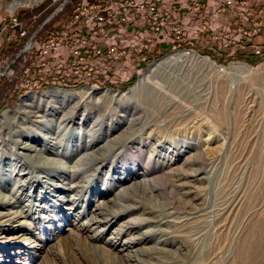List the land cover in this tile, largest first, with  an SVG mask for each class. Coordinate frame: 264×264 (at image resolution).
<instances>
[{"label":"rangeland","instance_id":"rangeland-1","mask_svg":"<svg viewBox=\"0 0 264 264\" xmlns=\"http://www.w3.org/2000/svg\"><path fill=\"white\" fill-rule=\"evenodd\" d=\"M0 1L6 9L8 2ZM27 15L22 9L15 13ZM9 47L0 24V59ZM160 58L150 59L142 76ZM235 63L247 67L242 73L224 68ZM216 64L222 67L170 63L148 81L141 76L139 85L136 79L119 87L135 86L122 91L123 97L101 103L62 102L46 92L22 103L30 94L18 100L1 83L0 118L13 113L0 124V182L5 198L16 200L0 207V264H251L238 255L244 244L264 264V58ZM128 128V137L107 151L106 143ZM104 144L99 159L85 157ZM11 163H17V173L4 180ZM90 164L88 177L79 180L81 191H67L70 176ZM145 171L149 181L171 179L177 196L159 181L149 193L109 205L105 220L96 218L99 225L88 222L97 203L112 202L119 189L133 184L122 174L137 178ZM21 210L28 211L26 218L16 217ZM81 223L86 228L79 242L70 236Z\"/></svg>","mask_w":264,"mask_h":264},{"label":"built area","instance_id":"built-area-1","mask_svg":"<svg viewBox=\"0 0 264 264\" xmlns=\"http://www.w3.org/2000/svg\"><path fill=\"white\" fill-rule=\"evenodd\" d=\"M15 1L16 11L0 13L11 45L0 59V84L18 100L91 87L126 90L119 87L146 72L150 59L177 52L216 63L264 58V0ZM19 9L29 15L17 18Z\"/></svg>","mask_w":264,"mask_h":264},{"label":"bare ground","instance_id":"bare-ground-1","mask_svg":"<svg viewBox=\"0 0 264 264\" xmlns=\"http://www.w3.org/2000/svg\"><path fill=\"white\" fill-rule=\"evenodd\" d=\"M17 7H18V3H17V1H15V0H12V1H8V4H7V6H6V11H11V12H14V11H16V9H17ZM2 9H3V4H2V2L0 1V13L2 12ZM184 61H191L193 64L194 63H198V64H201L203 67H205V68H209V69H212V70H218L217 68H215V67H218V68H220V67H222V66H217V64H216V62H214V60H212L211 58H207L206 56H204L203 54H196V53H192V52H189V53H187V52H177V53H172V54H169V55H166V56H164V57H162V58H160L159 60H157V61H155L150 67H152L151 68V70L146 74V75H144V76H142L144 73H142V74H140V76H139V78L142 76V79L140 80V81H142V82H145V81H148L147 79L148 78H150L151 77V75L152 74H154V72H156L157 70H159L162 66H165V65H168V64H170V63H180V62H184ZM213 61V62H212ZM236 64V63H235ZM149 67V68H150ZM247 66H245V65H242V64H236V65H233V64H230L229 66H227V67H224L225 69H231V70H234L236 73H242V71H244V69L246 68ZM139 78L133 83V84H137V85H139V82L140 81H138L139 80ZM138 81V82H137ZM132 84V85H133ZM135 86H133L132 88H134ZM104 88V89H103ZM131 88V89H132ZM82 89H85V90H80V89H77V90H73V91H68V92H70V93H66L65 91L64 92H61V91H59V92H57V91H49V92H46V93H44V95H46V96H48L49 98H52V99H58V100H61L62 102H68V101H74V100H76V99H84V100H94V101H98L99 100V102H100V100H106V99H115V98H118V97H123L124 96V94L130 89V88H128V89H126V90H120V89H118V88H110V87H108V86H106V87H102V88H100V87H91V88H82ZM130 89V90H131ZM99 90H107V91H109V92H105V91H99ZM129 90V91H130ZM110 91H114V92H110ZM122 91H125V93H123ZM115 92H122V93H115ZM43 93V92H42ZM38 95V93H36V94H30V95H28V97L27 98H24V99H22L21 100V102L23 103V102H25V101H30V102H33L36 98H35V96H37ZM43 95V94H42ZM121 99V98H120ZM110 100H109V102H110ZM108 101V100H107ZM104 102V101H103ZM117 102V101H116ZM22 103H20L19 104V106L20 107H23L24 105H22ZM76 103V102H75ZM89 103V102H88ZM92 103V102H91ZM101 103V102H100ZM106 103V102H105ZM67 104V103H66ZM107 104V103H106ZM112 104V103H111ZM88 105V104H87ZM91 105V104H90ZM78 106V105H77ZM83 106V105H82ZM86 106V105H85ZM106 106V105H105ZM19 107V108H20ZM73 107V106H72ZM54 108V107H53ZM71 108V107H70ZM100 108V107H99ZM104 108V107H103ZM92 109V108H91ZM102 109V108H101ZM65 110V109H64ZM68 110V109H67ZM75 110V109H74ZM84 110V109H83ZM91 111V110H90ZM21 112V111H20ZM103 112V111H102ZM10 113H13V112H10ZM10 113H8V112H6V113H3V115L1 116V118H0V124L3 122V120H4V118L7 116V115H9ZM19 113V112H18ZM100 113V112H99ZM103 115V114H102ZM102 117V116H101ZM97 118V117H96ZM11 119V118H10ZM130 119V118H129ZM132 119V118H131ZM134 119V118H133ZM127 120V119H126ZM66 121H68V120H66ZM71 122V121H70ZM127 122V121H126ZM66 123V122H65ZM137 123V122H136ZM117 124V123H116ZM90 126H92V125H90ZM127 126V125H126ZM129 127V126H128ZM94 128V127H93ZM110 128V127H109ZM95 129V128H94ZM96 129H98V128H96ZM36 130V129H35ZM87 130H92V129H90V128H88ZM108 130V129H107ZM18 131V130H17ZM93 131V130H92ZM130 130H129V128L126 130V131H124V132H122L120 135H118L117 137H115V138H112L108 143H106V145L104 144V146L102 147V149H100V148H98V150L95 152V153H90V154H84L85 155V157L87 158V159H89L90 160V162H94L95 160H97V159H99V157H100V155H101V153L99 154V152H100V150H103V148H105V146L107 147V151H109V150H111L116 144H118V143H120V140H123L124 138L126 139L127 137H128V135L130 134V132H129ZM88 132V131H87ZM90 132V134L92 135V133H91V131H89ZM88 132V133H89ZM94 133V132H93ZM113 133V132H112ZM89 134V136H91ZM55 135V134H54ZM97 135V134H96ZM1 136V135H0ZM88 136V137H89ZM92 136H94V135H92ZM108 137V136H107ZM114 137V136H113ZM92 138V137H91ZM89 139H90V137H89ZM124 139V140H125ZM91 141V140H90ZM19 142V141H18ZM107 142V141H106ZM3 143H6V144H8V142H7V140H4V142ZM91 143V142H90ZM93 143V142H92ZM123 145V144H122ZM6 147V146H5ZM93 149V148H92ZM32 151V150H31ZM86 151H88V150H86ZM104 153V152H103ZM139 153V152H138ZM10 154V153H9ZM96 154H99V157H96ZM34 157V156H33ZM117 157V156H116ZM32 158V157H31ZM38 158V157H37ZM33 159V158H32ZM36 159V158H35ZM150 159V158H149ZM146 162V161H145ZM18 163V162H17ZM17 163H11V166L13 165V170L11 169L10 171H9V173L8 174H6V175H8L7 177H5L4 178V180H12L13 179V175H15L16 173H17ZM147 163V162H146ZM130 164V163H129ZM57 165V164H56ZM147 165V164H146ZM212 165V164H211ZM93 166V164H90L89 165V167L88 168H84V169H82L81 171V173L80 174H72L71 176H70V180H72V183H73V185L72 186H69V187H67V191H73V192H80L81 191V186H82V182L81 181H79L80 179H83V178H85L86 176L88 177V173L90 172V171H92L91 169H89L90 167H92ZM127 166V165H126ZM148 166V165H147ZM152 166V165H151ZM98 167V166H97ZM161 168V167H160ZM15 169H17L16 170V172H15ZM94 169H95V167H94ZM97 169V168H96ZM74 170V169H73ZM75 170H78V168H76ZM147 170V169H146ZM159 171V170H158ZM19 172V171H18ZM23 172V171H22ZM22 172L20 173V176H22ZM76 172V171H75ZM155 172V171H154ZM157 172V171H156ZM162 172V171H161ZM151 173H147L146 171L145 172H142L137 178H134V176H126V175H124V174H122V179H123V181L124 182H127V183H133V184H131L129 187H125V188H123V189H119L116 193V197H115V199L113 198V200H112V202H107V200L105 201V200H103V201H101V202H99V203H97V207L95 208V212H96V214H94L93 216L94 217H92L91 219H90V221L88 220V222H92V221H94V222H92V224H98L99 222H100V220H97L96 218H100L101 220L102 219H104V217H107V215H105V212H108L107 211V207L109 206V205H112V203H114L115 202V204H116V202L117 201H119V199H127L128 197H131V200L133 199V197H135L136 195H137V193H139L140 191H142L141 192V195H143L144 193L146 194V193H149L153 188H154V184H156L157 182H159V181H163V189L164 190H166V189H169V187H170V190H169V192H170V194L171 193H173L174 192V185H173V183L171 182L172 180L171 179H168L165 175V177H156L155 179H153V180H151V181H149V180H146V176H148V175H150ZM161 174V173H160ZM1 175V174H0ZM163 175V174H162ZM154 176V175H153ZM156 176H158V174H156ZM195 176V175H194ZM68 177V176H67ZM86 177V178H87ZM152 177V176H151ZM19 179V178H18ZM141 179V180H140ZM2 180V176H0V181ZM115 180H117V179H115ZM17 181V180H16ZM19 181V180H18ZM2 182H0V207L2 208L3 206L4 207H10L11 206V204H14L15 203V200H16V195H12V197L10 196V198L9 197H6L5 198V196L3 195V192H5L6 191V187L5 186H3V184H1ZM6 183V182H5ZM71 183V184H72ZM23 186V185H22ZM21 186V187H22ZM120 187V186H119ZM118 187V188H119ZM64 188V187H63ZM83 188V187H82ZM152 188V189H151ZM16 189H17V187H16ZM22 189V188H21ZM111 189H112V187H111ZM151 189V190H150ZM178 189V188H177ZM150 190V191H149ZM163 190V191H164ZM14 191H15V189H14ZM149 191V192H148ZM160 191V190H159ZM162 191V190H161ZM16 192V191H15ZM24 192V191H23ZM153 192V191H152ZM151 192V193H152ZM178 192V191H177ZM160 193H162V192H160ZM6 194V193H5ZM64 194V193H63ZM179 194V193H178ZM159 195V194H158ZM161 195V194H160ZM174 195L175 196H177L176 194H175V192H174ZM173 195V196H174ZM150 196V195H149ZM167 196V195H166ZM174 196V197H175ZM129 199V198H128ZM175 199H177V201L180 199V197H176ZM105 202V203H104ZM169 202H171V201H169L168 200V203ZM118 203V202H117ZM96 205V204H95ZM94 205V206H95ZM173 205H174V203H173ZM257 206V205H256ZM138 207V206H137ZM174 207V206H173ZM119 208V207H118ZM148 209V208H147ZM256 210V209H255ZM98 211H102L103 213H99ZM249 211V210H248ZM22 212V213H21ZM21 212H19V214L17 215L15 212H13V215L15 214V215H17L16 217H18V216H20L21 215V218L23 217V218H26V216H27V213L26 212H28L27 210H26V212H23L22 210H21ZM110 213V212H109ZM112 213V212H111ZM152 213V212H151ZM32 216V215H31ZM259 218V217H258ZM244 219V218H243ZM262 219V218H261ZM105 220V219H104ZM262 220H264V219H262ZM13 221V220H12ZM11 221V222H12ZM258 221V220H257ZM17 221H14V222H12L13 224L14 223H16ZM24 222H28V220H25L24 219ZM145 222V221H144ZM170 222H167L166 224H169ZM253 223V222H252ZM251 223V224H252ZM255 223H256V221H255ZM254 223V224H255ZM260 223V222H259ZM262 223V222H261ZM260 223V224H261ZM75 224H78V223H75ZM100 224V223H99ZM98 224V225H99ZM165 224V225H166ZM223 224V223H222ZM87 225H89V224H87ZM7 226H12V224L11 223H9ZM249 226V225H248ZM255 226V225H254ZM3 227H4V225H2V224H0V230H2L3 229ZM174 227H176V226H174ZM9 228V227H8ZM12 228V227H11ZM85 225H84V223H81V224H79V225H77V228H76V232H74L73 233V235L71 234V236H70V238L73 236V237H77L76 239H78V241H79V239L81 238L80 237V235L79 234H81L83 231H85ZM251 228V227H250ZM220 229V228H219ZM247 229V228H246ZM249 229V228H248ZM247 229V230H248ZM254 229V228H253ZM256 229H259V231L261 232V231H263V227H262V225L260 226V225H258L257 227H256ZM68 231H70V230H68ZM245 231V230H244ZM250 232L252 233V231H251V229H250ZM255 232V231H254ZM79 233V234H78ZM223 233V232H222ZM77 234V235H76ZM79 235V236H78ZM252 235H254V234H252ZM255 235H256V232H255ZM262 235V234H261ZM260 236V235H259ZM244 238H247L246 236L244 237ZM242 239V238H241ZM188 240V239H187ZM250 240H251V238H250ZM252 241V240H251ZM264 241V240H263ZM80 242V241H79ZM242 242V241H241ZM246 242V241H245ZM259 242V241H258ZM257 242V243H258ZM228 243V242H227ZM2 244V243H1ZM243 244V243H242ZM252 244V243H251ZM261 244H263V243H261ZM237 245H238V243H237ZM255 246H256V244H255ZM254 246V247H255ZM253 247V246H252ZM177 248V247H176ZM248 248H250L249 246H245V244L243 245V246H240V248H239V250H238V247H237V250H238V255H239V257L240 258H243V257H245V258H249L250 259V261L253 263V264H263L262 262H258L256 259L258 258V257H256V256H258L257 255V250L255 249L254 250V252H253V255L251 254V256H249L248 254ZM257 248V247H256ZM258 248H259V246H258ZM252 249V248H251ZM141 250V249H140ZM171 250V249H170ZM178 251V250H177ZM146 252V250H144V251H141V253H145ZM172 252V251H171ZM261 252V251H260ZM264 253V252H263ZM16 254H20V251L19 252H17ZM234 254V253H233ZM219 255V254H218ZM262 256V255H261ZM129 257L130 256H128V259H129ZM219 257V256H218ZM214 259V258H213ZM240 260V259H239ZM244 260V259H243ZM261 260H264V258L263 259H261ZM185 261V260H184ZM235 261V260H234ZM245 261V260H244ZM246 262V261H245ZM232 263V262H231ZM234 263V262H233ZM242 263H244V262H242ZM251 263V264H252ZM239 264V263H238ZM249 264V263H248Z\"/></svg>","mask_w":264,"mask_h":264},{"label":"crops","instance_id":"crops-1","mask_svg":"<svg viewBox=\"0 0 264 264\" xmlns=\"http://www.w3.org/2000/svg\"><path fill=\"white\" fill-rule=\"evenodd\" d=\"M246 65V64H245Z\"/></svg>","mask_w":264,"mask_h":264}]
</instances>
